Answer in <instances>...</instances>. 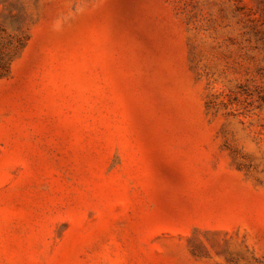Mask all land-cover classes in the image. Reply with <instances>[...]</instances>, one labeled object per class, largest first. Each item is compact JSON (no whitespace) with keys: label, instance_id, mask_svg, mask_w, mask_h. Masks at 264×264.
<instances>
[{"label":"rangeland","instance_id":"1","mask_svg":"<svg viewBox=\"0 0 264 264\" xmlns=\"http://www.w3.org/2000/svg\"><path fill=\"white\" fill-rule=\"evenodd\" d=\"M0 264H264V0H0Z\"/></svg>","mask_w":264,"mask_h":264}]
</instances>
